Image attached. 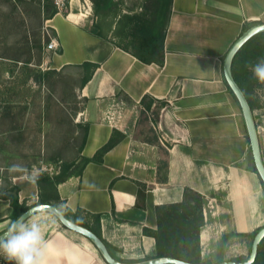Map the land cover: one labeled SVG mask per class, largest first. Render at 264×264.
I'll return each mask as SVG.
<instances>
[{"label":"crops","instance_id":"0c3cea01","mask_svg":"<svg viewBox=\"0 0 264 264\" xmlns=\"http://www.w3.org/2000/svg\"><path fill=\"white\" fill-rule=\"evenodd\" d=\"M92 10L90 0H69L64 12L46 21L61 52L51 53L45 64L56 71L97 65L79 88L85 108L78 124L86 136L81 158L94 157L114 131L125 138L101 164L91 162L60 183V199L52 205L70 215L82 210L81 219L101 228L119 258L138 263L158 258L155 238L144 232L157 230V208L181 203L189 188L204 197L202 259L215 264L248 258L253 234L264 227V186L224 62L248 29L264 24V0H172L163 64H145L91 33ZM14 186L22 206L41 204L37 181L19 177ZM12 214L10 200L0 198V235ZM34 216L46 225L48 264H107L89 239L54 215Z\"/></svg>","mask_w":264,"mask_h":264},{"label":"rangeland","instance_id":"374dc122","mask_svg":"<svg viewBox=\"0 0 264 264\" xmlns=\"http://www.w3.org/2000/svg\"><path fill=\"white\" fill-rule=\"evenodd\" d=\"M117 1L119 9L110 15L97 16L94 6L90 14L103 38L126 47L134 27L132 17L142 13L152 0ZM37 12L34 0H0V189L23 177L22 173L8 172L12 164L27 169L35 166L39 178L55 177L67 164L81 166L85 129L78 123L85 103L79 88L84 70L56 71L45 64L51 54L46 50L48 38H44L47 20ZM40 40L42 48L37 45ZM256 93L262 107L256 112L264 141V88ZM149 115L154 124L157 113ZM0 257L5 258L3 254Z\"/></svg>","mask_w":264,"mask_h":264},{"label":"trees","instance_id":"16d2710c","mask_svg":"<svg viewBox=\"0 0 264 264\" xmlns=\"http://www.w3.org/2000/svg\"><path fill=\"white\" fill-rule=\"evenodd\" d=\"M90 1L93 3L95 14L101 17L116 12L120 5L117 0ZM34 2L38 7L37 14L40 17L42 14L45 20L53 18L58 13L53 0H34ZM171 4L172 0H152L151 5L147 4L142 13L134 15L132 17L134 27L130 34L129 44L122 48L131 52L145 64H163L164 41L166 28L170 20ZM90 31L94 35L103 38L98 24L92 25ZM37 45L42 48V41H38ZM262 56H264V33L258 34L249 40L238 52L233 62L235 81L243 90L253 112L262 108L256 91L259 88H264V83L254 79L246 65L250 62L254 63L257 58ZM82 69L85 74L82 85H85L97 69V65L84 63ZM51 72L56 73V71ZM41 77H43L42 79L45 78L44 75H41ZM150 108L151 104L147 109L150 110ZM256 119L257 116H255ZM87 133L88 128L86 129V135ZM124 138V134L114 131L110 140L97 151L94 157L81 158L80 167L74 166V164H67L57 176L39 178L37 183L41 191L40 203L52 204V201H59L58 185L60 183L74 175H81L83 169L91 162L101 164L105 155ZM85 142L86 136L84 137L83 145ZM0 198L10 200L13 207L12 221L18 219L28 209L19 203V188L14 185L0 189ZM60 209L69 220L93 231L106 244L115 259L128 263L115 254L113 247L103 238L100 227L91 228L81 219L80 213L82 210L70 215L62 208ZM203 209L204 197L189 188L185 189L184 199L181 203L157 208V230H149L147 228L144 230L146 235L155 238L158 249L157 257H171L191 264H214L210 260L204 261L202 259L201 231L205 226ZM259 230L253 234V239ZM233 236L234 234L223 237L221 245L223 246ZM246 260L247 258H239L231 261L244 262ZM0 264H14V262L0 257ZM253 264H264V239L259 246L257 258Z\"/></svg>","mask_w":264,"mask_h":264},{"label":"water","instance_id":"95a60500","mask_svg":"<svg viewBox=\"0 0 264 264\" xmlns=\"http://www.w3.org/2000/svg\"><path fill=\"white\" fill-rule=\"evenodd\" d=\"M261 33H264V24H259L251 27L237 40V42L233 45V47L231 48V50L229 51V53L225 58L224 72H225V79L229 85V88L237 98L242 108L255 167L258 175L260 176L264 184V160L262 156L259 132L255 121L254 112L252 111L249 101L246 98L243 90L237 84L233 75V62L236 55L249 40H251L253 37ZM30 210L34 213V215L43 212L50 213L58 219V221L61 223L62 226H64L70 231L78 233L89 239L98 249V251L100 252L103 259L107 262V264H191L171 257H160V258L158 257L155 259H150L138 263H124L118 261L111 255L106 244L93 231L69 220L65 216L63 211H61V209H59L58 207L52 204H37L33 207H30L22 215L27 214ZM263 239H264V227L261 228L258 231V233L255 235L251 247V253L246 261L244 262L224 261L218 264H253L257 258L259 246L262 243Z\"/></svg>","mask_w":264,"mask_h":264},{"label":"clouds","instance_id":"9594fccd","mask_svg":"<svg viewBox=\"0 0 264 264\" xmlns=\"http://www.w3.org/2000/svg\"><path fill=\"white\" fill-rule=\"evenodd\" d=\"M246 66L254 79L264 83V56ZM7 170L10 174L22 173V178L31 183L39 178V169L35 166L27 169L20 164H12ZM45 227L46 225L37 222L31 210L13 220L4 234L0 235V254L14 264H48L50 242L45 239Z\"/></svg>","mask_w":264,"mask_h":264},{"label":"built area","instance_id":"2783aa9c","mask_svg":"<svg viewBox=\"0 0 264 264\" xmlns=\"http://www.w3.org/2000/svg\"><path fill=\"white\" fill-rule=\"evenodd\" d=\"M58 12L61 13L67 9L69 0H53ZM48 38L46 50L49 53H58L60 51V44L55 36H52L49 32L47 25L44 27V38Z\"/></svg>","mask_w":264,"mask_h":264}]
</instances>
